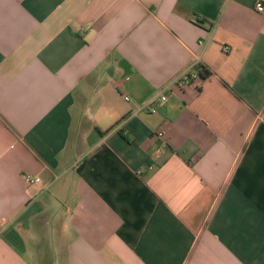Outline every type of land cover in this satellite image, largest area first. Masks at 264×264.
Here are the masks:
<instances>
[{
  "label": "crops",
  "instance_id": "obj_1",
  "mask_svg": "<svg viewBox=\"0 0 264 264\" xmlns=\"http://www.w3.org/2000/svg\"><path fill=\"white\" fill-rule=\"evenodd\" d=\"M255 3L0 0V264H264Z\"/></svg>",
  "mask_w": 264,
  "mask_h": 264
},
{
  "label": "built area",
  "instance_id": "obj_2",
  "mask_svg": "<svg viewBox=\"0 0 264 264\" xmlns=\"http://www.w3.org/2000/svg\"><path fill=\"white\" fill-rule=\"evenodd\" d=\"M255 9L258 12H264V0H256L255 3ZM201 43V42H200ZM224 52H227L228 48L224 46L222 48ZM199 63H194L189 69H187L185 72H183L175 81L176 85L178 86H184L187 84L192 83L193 81L197 80L199 78ZM123 98L126 101H132L130 97L123 93ZM166 101V96L160 95L157 97V102L159 104H162L163 102ZM153 101H148L144 104L141 105V108L150 112V113H155L156 109L152 106ZM163 132L160 131L158 132V136L162 137ZM23 179L25 180L26 183L29 185H38L41 183V178L38 175L31 174V173H24L23 174Z\"/></svg>",
  "mask_w": 264,
  "mask_h": 264
},
{
  "label": "trees",
  "instance_id": "obj_3",
  "mask_svg": "<svg viewBox=\"0 0 264 264\" xmlns=\"http://www.w3.org/2000/svg\"><path fill=\"white\" fill-rule=\"evenodd\" d=\"M198 75H199V78H204L207 75H209V72L204 65L199 66V74Z\"/></svg>",
  "mask_w": 264,
  "mask_h": 264
}]
</instances>
